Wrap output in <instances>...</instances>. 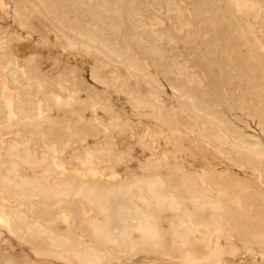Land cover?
I'll return each instance as SVG.
<instances>
[{"label": "rangeland", "instance_id": "1", "mask_svg": "<svg viewBox=\"0 0 264 264\" xmlns=\"http://www.w3.org/2000/svg\"><path fill=\"white\" fill-rule=\"evenodd\" d=\"M236 1L0 0V264L88 247L97 264H264V0ZM145 215L157 238L131 229Z\"/></svg>", "mask_w": 264, "mask_h": 264}, {"label": "bare ground", "instance_id": "2", "mask_svg": "<svg viewBox=\"0 0 264 264\" xmlns=\"http://www.w3.org/2000/svg\"><path fill=\"white\" fill-rule=\"evenodd\" d=\"M40 1H41V0H40ZM229 1L231 2V0H229ZM233 1H234V0H233ZM235 1H236V0H235ZM242 1L244 2V0H242ZM83 2H84V1H83ZM83 2H82V3H83ZM130 2H133V1H130ZM245 2H246V0H245ZM245 2H244V3H245ZM247 2H251V1H247ZM146 3H147V2H146ZM232 3H233V2H232ZM244 3H241V2H237V1H236V3H234V4H235V8H236V6H237V7H240V9L243 8V7L245 8V4H244ZM251 3H252V2H251ZM143 4H145V3H143ZM147 4H148V3H147ZM234 4H233V5H234ZM247 4H248V3H247ZM253 4H254V3H253ZM253 4H252V5H253ZM255 4H256V3H255ZM29 5H30V4H29ZM78 5H79V4H78ZM126 5H127V4H126ZM141 5H142V4H141ZM129 6H130V5H129ZM129 6H128V8H129ZM135 6H136V5H135ZM250 6H251V5H250ZM253 6H254V5H253ZM130 8H131V7H130ZM145 8H146V7H145ZM244 8H243V10H245ZM251 8H252V7H250V9H251ZM253 8H254V7H253ZM255 8H256V7H255ZM255 8H254V9H255ZM132 9H134V7H133ZM132 9H131V10H132ZM237 9H238V8H237ZM246 9H247V8H246ZM235 10H236V9H235ZM93 11H94V10H93ZM134 11L136 12V10H134ZM236 11H237V10H236ZM241 11H242V10H241ZM241 11H240V12H241ZM247 11H248V10H247ZM247 11H244V12L247 13ZM256 11H257V10H256ZM97 12H98V11H97ZM135 12H134V13H135ZM138 12H139V10H138ZM138 12H136V14H138ZM195 12H196V11H195ZM249 12H250V11H249ZM249 12H248V13H249ZM121 13H122V12H121ZM130 13H131V12H130ZM134 13H133V16L135 15ZM242 13H243V12H242ZM248 13H247V14H248ZM253 13H254V12H253ZM128 14H129V13H128ZM131 14H132V13H131ZM179 14H180V13H179ZM129 15H130V14H129ZM127 16H128V15H127ZM135 16H136V15H135ZM137 16H138V15H137ZM128 17H129V16H128ZM253 17H254V16H253ZM138 18H141V17H138ZM219 18H220V17H219ZM131 19H133V18H131ZM134 19H135V18H134ZM137 21H138V20H137ZM138 22H139V21H138ZM132 23H134V22H132ZM139 23H140V22H139ZM141 23H143V22H141ZM134 25H136V24H134ZM153 25H154V24H153ZM138 26H140L139 28H141V24L138 25ZM180 26H181V25H180ZM135 27H136V26H135ZM143 27H144V26H143ZM149 27H150V26H149ZM207 27H208V26H207ZM137 28H138V27H137ZM139 28H138V29H139ZM150 28H151V27H150ZM196 28H197V27H196ZM152 29H153V28H152ZM143 30H144V28H143ZM149 30H150V29H149ZM110 31H111V30H110ZM135 31H136V28H135ZM150 31H151V30H150ZM150 31H149V32H150ZM209 31H210V30H209ZM139 32L141 33L142 30L140 29ZM210 32H211V31H210ZM137 33H138V32H137ZM152 33H154V32H152ZM148 34H149V33H148ZM136 35H137V34H136ZM151 35H152V34H151ZM89 36H90V35H89ZM46 37H47V36H46ZM152 37H154V36H152ZM156 37H157V36H156ZM94 38H95V37H94ZM138 38H139V37H138ZM167 38H168V37H167ZM63 39H64V38H63ZM154 39H155V38H154ZM202 39H203V38H202ZM139 41H141V40H139ZM151 41H152V40H151ZM155 41H156V39H155ZM160 41H161V40H160ZM222 41H223V40H222ZM67 43H68V42H67ZM138 43H139V42H138ZM138 43H137V44H138ZM145 43H146V41H145ZM159 43H160V42H159ZM170 43H171V42H170ZM202 43H203V42H202ZM202 43H201V44H202ZM201 44H200V45H201ZM62 45H63V44H62ZM67 45H68V44H67ZM140 45H141V44H140ZM144 45H145V44H144ZM152 45H153V47H155V46H154V42H153ZM71 46H72V45H71ZM71 46H70V47H71ZM150 46H151V45H150ZM222 46H223V45H222ZM70 47H69V48H70ZM74 47H75V46H74ZM84 47H86V46H84ZM193 47H194V46H193ZM198 47H199V46H198ZM202 47H203V46H202ZM86 48H87V47H86ZM150 48H152V47H150ZM73 49H74V48H73ZM152 49H153V48H152ZM74 50H75V49H74ZM159 50H160V49H159ZM223 50H224V49H223ZM142 51H143V50H142ZM157 51H158V49H157ZM200 51H201V50H200ZM152 52H153V51H152ZM154 52H155V51H154ZM154 52H153V53H154ZM86 53H87V52H86ZM125 54H126V53H125ZM147 54H148V53H147ZM98 55H99V54H98ZM119 55H120V54H119ZM160 55H161V54H160ZM150 57H151V56H150ZM211 58H212V57H211ZM211 58H210V59H211ZM162 60H163V59H162ZM167 60H168V59H167ZM172 61H173V60H172ZM231 61H232V60H231ZM161 62H162V61H161ZM208 62H209V61H208ZM217 63H218V62H217ZM184 64H185V63H184ZM170 65H171V64H170ZM170 65H169V66H170ZM130 66H131V65H130ZM237 66H238V65H237ZM122 67H123V66H122ZM132 67H133V66H132ZM173 67H174V66H173ZM189 67H190V66H189ZM214 67H217V66H214ZM176 68H178V66H177ZM185 68H186V67H185ZM220 68H221V67H220ZM162 69H163V68H162ZM169 69H170V68H169ZM231 70H232V69H231ZM175 71H176V70H175ZM186 71H187V70H186ZM240 71H241V70H240ZM117 72H118V71H117ZM225 72H226V71H225ZM236 72H237V71H236ZM171 73H173V72H171ZM255 73H256V72H255ZM175 75H176V74H175ZM231 75H232V74H231ZM170 76H171V75H170ZM192 76H193V75H192ZM174 77H175V76H174ZM182 77H183V76H182ZM229 77H230V76H229ZM235 79H236V78H235ZM189 80H190V79H189ZM223 81H224V80H223ZM77 82H78V81H77ZM221 82H222V81H221ZM249 82H250V81H249ZM67 83H68V82H67ZM156 83H157V82H156ZM214 83H215V82H214ZM237 83H238V82H237ZM58 84H59V83H58ZM158 84H159V83H158ZM217 84H218V83H217ZM64 85H65V84H64ZM184 86H185V85H184ZM239 86H240V85H239ZM263 86H264V85H263ZM202 88H203V87H202ZM161 89H162V88H161ZM197 89H198V88H197ZM230 89H231V88H230ZM171 91H172V90H171ZM207 91H208V90H207ZM261 91H262V90H261ZM225 92H226V91H225ZM225 92H224V93H225ZM248 93H249V92H248ZM193 94H194V93H193ZM203 95H204V94H203ZM196 96H197V95H196ZM240 96H241V95H240ZM245 96H246V95H245ZM126 97H127V96H126ZM127 98H128V97H127ZM182 98H183V97H182ZM205 98H206V97H205ZM211 98H212V97H211ZM243 98H244V97H243ZM259 98H260V97H259ZM125 99H126V98H125ZM240 100H241V99H240ZM135 102H136V101H135ZM135 102H134V103H135ZM139 102H140V101H139ZM154 104H155V103H154ZM257 105H258V104H257ZM249 106H250V105H249ZM258 106H259V105H258ZM130 107H131V106H130ZM137 108H138V107H137ZM243 109H244V108H243ZM255 109H256V108H255ZM211 110H212V109H211ZM212 112H213V111H212ZM246 112H248V111H246ZM229 113H230V112H229ZM227 114H228V113H227ZM240 114H241V113H240ZM223 115H224V114H223ZM233 115H234V114H233ZM255 115H256V114H255ZM167 116H168V115H167ZM1 117H2V116H1ZM204 118H205V117H204ZM1 119H3V118H1ZM1 119H0V120H1ZM168 119H169V118H168ZM121 122H122V121H121ZM118 124H119V123H118ZM231 124H232V123H231ZM233 125H234V124H233ZM120 127H121V126H120ZM127 127H128V126H127ZM255 127H256V126H255ZM111 128H112V127H111ZM201 128H202V127H201ZM205 128H206V127H205ZM170 129H171V128H170ZM212 129H213V128H212ZM240 130H241V129H240ZM120 131H121V130H120ZM259 131H260V130H259ZM179 133H180V132H179ZM206 135H207V134H206ZM215 135H216V134H215ZM26 137H27V136H26ZM240 138H241V137H240ZM246 138H247V137H246ZM22 140H23V139H22ZM113 140H114V139H113ZM216 140H217V139H216ZM222 140H223V139H222ZM10 141H11V140H10ZM218 141H219V139H218ZM225 141H226V140H225ZM13 142L16 143L17 141H16V142L13 141ZM13 142H12V143H13ZM224 143H226V142H224ZM18 144H20V143H18ZM214 144H215V143H214ZM216 144H217V143H216ZM218 144H219V142H218ZM15 145H16V144H15ZM22 145H24V144H22ZM255 145H256V144H255ZM13 146H14V145H13ZM16 146H17V145H16ZM18 146H20V145H18ZM25 146H26V145H25ZM25 146H23V147H25ZM233 146H234V145H233ZM8 147H10V144H9ZM11 147H12V146H11ZM255 147H256V146H255ZM18 148H19V147H18ZM18 148H17V149H18ZM20 148H21V146H20ZM26 148H27V146H26ZM26 148H25V151H26ZM15 149H16V148H15ZM15 149H14L13 151H16V150H17V149L15 150ZM28 149H29V147H28ZM28 149H27V151H28ZM255 150H256V149H255ZM13 151H8V152L11 153V152H13ZM235 151H236V150H235ZM244 151H245V150H244ZM6 152H7V149L5 150V153H6ZM28 152H29V151H28ZM28 152H25V153L27 154ZM16 153H17V152H16ZM30 153H31V152H30ZM30 153H28L27 155H29ZM11 154H13V153H11ZM23 154H24V153H23ZM32 154H33V153H32ZM42 154H44V153H42ZM250 154H251V153H250ZM8 155H10V154H8ZM21 155H22V154H21ZM21 155H20V156H21ZM27 155H26L27 158H29V157L31 156V155H30V156L28 157ZM124 155H125V154H124ZM255 155H256V154H255ZM12 156H13V155H12ZM12 156H11V157H12ZM15 156H16V155H15ZM15 156H14V158H15ZM43 157H44V156H43ZM159 157H160V156H159ZM235 157H236V156H235ZM256 157H257V156H256ZM256 157H255V158H256ZM6 158H7V157H6ZM8 158H10V156H9ZM12 158H13V157H12ZM18 158H19V157H17V160H18ZM32 158H34V157H32ZM36 158H37V157H36ZM46 158H47V157H46ZM178 158H179V157H178ZM260 158H261V157H260ZM260 158H259V159H260ZM30 159H31V158H30ZM40 159H41V158H40ZM42 159H43V158H42ZM42 159H41V160H42ZM121 159H122V158H121ZM160 159H161V158H160ZM10 160H11V159H10ZM21 160H22V159H21ZM34 160H35V159H34ZM34 160H33V161H34ZM38 160H39V159H38ZM44 160H45V159H43L42 161H44ZM257 160H258V159H257ZM27 161H29V160H27ZM163 161H164V160H163ZM11 162H12V161H11ZM21 162H22V161H21ZM39 162H40V161H39ZM44 162H45V161H44ZM2 163H3V162H2ZM7 163H8V162H7ZM7 163H3V164L7 165ZM23 163H24V162H23ZM27 163H29V166L31 165L30 162H27ZM27 163H24V164L27 166ZM35 163H36V162H35ZM12 164L14 165L13 162H12ZM32 164H33V163H32ZM10 165H11V163H10ZM18 165H19V164H17V167H18ZM41 165H42V163H41ZM43 165H44V164H43ZM146 165H147V164H146ZM146 165H144V166H146ZM1 166H2V165H1ZM36 166H38V163H37ZM9 167H11V166H9ZM22 167H23V166H22ZM24 167H25V166H24ZM24 167H23V169H25ZM31 167H32V165H31ZM42 167H43V166H42ZM13 168H14V166H13ZM13 168H12V169H13ZM7 169H8V168H6V170H7ZM15 169H16V166H15L14 170H15ZM18 169H19V167H18ZM18 169H17V170H18ZM37 169H38V167H37ZM42 169H43V168H42ZM51 169H52V168H51ZM17 170H15V171H17ZM145 170H146V169H145ZM171 170H172V169H171ZM23 171H24V170H23ZM5 172H6V171H5ZM12 172H13V171H12ZM12 172H11V173H12ZM18 172H19V170H18ZM18 172H17V173H18ZM29 172H30V171H29ZM17 173H16V175H17ZM19 173H20V172H19ZM7 174H9L8 171H7ZM23 174H24V173H23ZM23 174H21V176H22ZM253 174H254V173H253ZM13 175H14V174H12V177H13ZM25 175H26V174H25ZM69 175H70V174H69ZM6 176H7V175H6ZM9 176H11V175L9 174ZM14 176H15V175H14ZM18 176H19V175H17V177H18ZM157 176H158V175H157ZM2 177H3V176H2ZM24 177H25V176H24ZM24 177H23V178H24ZM146 177H147V176H146ZM4 178H5V176H4ZM4 178H3V179H4ZM6 178H7V177H6ZM6 178H5V179H6ZM13 178H14V177H13ZM13 178H12V179L10 178V179H11V183H12V184L14 183V185H15V184H16V183H15L16 181L13 182V181H12ZM25 178H26V177H25ZM25 178H24V179H25ZM147 178L150 179L149 177H147ZM155 178H156V177H155ZM155 178H154V179H155ZM196 178H197V177H196ZM10 179H8V181H9ZM24 179H22V181H23ZM30 179H31V178H30ZM139 179H140V178H139ZM139 179H137V181H138ZM143 179H144V178H143ZM143 179H142V181H140V180H141V179H140V180L138 181L139 183H138V182H135V181L132 180V181H131L132 183L129 184L130 186H124L123 188H125V189L122 188L123 191L125 190V192H127V193H129V194L137 195V194L139 193L140 188H142V186H143V181H144ZM148 179H147V181H148ZM151 179H152V178H151ZM158 179H159V178H158ZM1 180H2V179H0V181H1ZM14 180H16V179L14 178ZM19 180L21 181V178H19ZM32 180H34V179H32ZM32 180H30V181H32ZM47 180H48V178L45 179L44 181H47ZM194 180H195V179H194ZM2 181H3V180H2ZM6 181H7V180H5V183H6ZM25 181H26V179H25ZM25 181H24V182H25ZM147 181H145V182H147ZM149 181H150V180H149ZM152 181H153V180H152ZM152 181H151V182H152ZM198 181H199V180H198ZM9 182H10V181H9ZM24 182H23V183H24ZM28 182H29V181H28ZM41 182H43V180H42ZM74 182H75V181H74ZM125 182H126V180H125ZM133 182H134V183H133ZM140 182H141V183H140ZM156 182H159V181L156 180ZM2 183H3V182H2ZM2 183H1V184H2ZM5 183H4V184H5ZM30 183H31V182H30ZM34 183H35V182H34ZM46 183H48V182H45V184H46ZM75 183H76V182H75ZM75 183H74V184H75ZM82 183H83V182H82ZM122 183H124V182H122ZM129 183H130V182H129ZM149 183H150V182H148V184H149ZM195 183H196V182H195ZM9 184H10V183H9ZM18 184H19V183H17V185H18ZM21 184H22V183H21ZM40 184H41V183H40ZM42 184H43V183H42ZM80 184H81V183H80ZM148 184H146L145 187H148L149 191L152 193V191H153V190H152V189H153V188H152V184H153V183H152L151 185H148ZM154 184H155V182H154ZM156 184H157V183H156ZM2 185H3V184H2ZM6 185H7V184H6ZM14 185H13V187H14ZM17 185H15V187H16ZM22 185H23V184H22ZM25 185H26V182H25L24 186H25ZM29 185H30V187H31L32 184H29ZM33 185H34V184H33ZM33 185H32V186H33ZM43 185H44V184H43ZM83 185H84V184H83ZM157 185H158V184H157ZM160 185H161V184H160ZM0 186H1V185H0ZM9 186H10V185H9ZM24 186H21L22 188H21V189L19 188V189H20V190H23V189H24V188H23ZM34 186H35V185H34ZM34 186H33V188H34ZM48 186H49V185H48ZM78 186L80 187V185H78ZM84 186H85V185H84ZM84 186H83V187H84ZM87 186H88V185H87ZM121 186H123V185H121ZM153 186H154V185H153ZM158 186H159V185H158ZM158 186H157V187H158ZM5 187H6V186L4 185V188H5ZM11 187H12V186H11ZM13 187H12V188H13ZM18 187H19V186H17V190H19ZM30 187H29V188H30ZM36 187H37V186H36ZM40 187H41V186H40ZM49 187H52V186H49ZM49 187H48V190L50 189ZM76 187H77V186H76ZM94 187H95V186H94ZM94 187H93V188H94ZM154 187H155V186H154ZM7 188H8V186H7ZM27 188H28V186H27ZM81 188H82V186H81ZM84 188H85V193L83 192L84 197H85L90 203H92L93 205L97 204V203H98V197H100V195L97 196V194L94 192L95 190H93V189H87V191H86V186H85ZM87 188H88V187H87ZM91 188H92V187H91ZM120 188H121V187H119L118 189H120ZM10 189H11V188H10ZM14 189H15V188H14ZM36 189H40V188H35V190H36ZM46 189H47V187H46ZM78 189H79V188H78ZM78 189H77V190H78ZM94 189H95V188H94ZM111 189H112V188H111ZM113 189H114V188H113ZM113 189H112V191H113ZM116 189H117V187H116ZM116 189H115V191H116ZM207 189H208V188H207ZM4 190H5V189H4ZM15 190H16V189H15ZM17 190H16V191H17ZM31 190H32V188L30 189V191H31ZM62 190H63V189H62ZM67 190H68V188H67ZM80 190H81V191H80ZM108 190H109V189H108ZM145 190H146V189H145ZM154 190H155V189H154ZM157 190H158V189H157ZM2 191H3V190H2ZM32 191H34V190H32ZM36 191H37V190H36ZM41 191H42V190H41ZM46 191H47V190H46ZM49 191L51 192V189H50ZM55 191H57V190H55ZM79 191H80V193H81V192H82V189H79ZM96 191H97V190H96ZM106 191H107V190H106ZM106 191H105V192L103 191V193H106ZM110 191H111V190H110ZM123 191H122V193H123ZM208 191H209V190H208ZM6 192H9V189H8V191H6ZM10 192H12V190H11ZM20 192H22V191H20ZM20 192H17L18 195H19ZM38 192H39V190H38ZM38 192H37V194H38ZM42 192H43V191H42ZM70 192H71V190H70ZM101 192H102V191H101ZM107 192H108V191H107ZM116 192H117V191H116ZM146 192H147V191H146ZM153 192H154V191H153ZM17 193H16V194H17ZM24 193H25V192H24ZM31 193H32V192H31ZM31 193H30V194H31ZM47 193H48V191H47ZM52 193H55V192H52ZM56 193H57V192H56ZM72 193H73V192H72ZM112 193H115V192H112ZM112 193L110 192L111 195H112ZM148 193H149V192H148ZM159 193H160V192H159V190H158V194H159ZM16 194H14V195L16 196ZM21 194H22V193H21ZM28 194H29V193H28ZM42 194H43V193H42ZM42 194H41V195H42ZM44 194H46V193L44 192ZM44 194H43L42 196H44V198L47 197V196H45ZM49 194H50V193H49ZM116 194H117V193H116ZM154 194H155V193H154ZM156 194H157V193H156ZM14 195H13V193H12V197H13ZM22 195H23V194H22ZM22 195H21V196H22ZM25 195H26V194H25ZM32 195H33V194H32ZM32 195H31V196H32ZM34 195H35V194H34ZM34 195H33L32 197H34ZM41 195H40V196H41ZM47 195H48V194H47ZM60 195H61V194H60ZM103 195H104V194H102V196H103ZM114 195H115V194H114ZM133 195H132V196H133ZM144 195H145V194H144ZM146 195H147V194H146ZM146 195H145V196H146ZM150 195H151V194H150ZM150 195H149V196H150ZM26 196H28V195H26ZM38 196H39V195H38ZM49 196H50V195H49ZM61 196H63V195H61ZM61 196H60V197H61ZM105 196H106V195H105ZM105 196H104V197H105ZM121 196H123V195H121ZM139 196H140V195H139ZM151 196H152V195H151ZM201 196H202V195H201ZM10 197H11V196H10ZM16 197L18 198L19 196H16ZM32 197H31V198H32ZM54 197H55V196H54ZM84 197H83V198H84ZM108 197H109V196H108ZM108 197H107V198H108ZM136 197H137V196H136ZM136 197H135V198H136ZM146 197H148V196H146ZM146 197H145V199L148 200V203H149V201H151V203H152V202H155V201H152V200H150V199H148V198H146ZM155 197H156V196H154V198H155ZM157 197H159V195H158ZM161 197H162V196H161ZM52 198H53V197H52ZM107 198H105V199H107ZM138 198H139V197H138ZM138 198H136V199H138ZM171 198H172V197H171ZM202 198H203V197H202ZM14 199H15V198H14ZM39 199H40V198H39ZM39 199H38V200H39ZM99 199H100V198H99ZM136 199H135V200H136ZM139 199L141 200L142 198H139ZM139 199H138V200H139ZM163 199H164V197H163ZM163 199H162V200H163ZM215 199H216V198H215ZM101 200L104 201V198L101 199ZM122 200H123L124 202H125L126 200H128V195H126L125 197H123ZM140 200H139V202H141ZM160 200H161V199H160ZM167 200H170V197H168ZM204 200H205V199H204ZM30 201H31V200H30ZM129 201H131V199H130ZM136 201H137V200H136ZM142 201H143V200H142ZM163 201H164V200H163ZM176 201H177V200H176ZM16 202H17V201H16ZM101 202H102V201H101ZM109 202H110V201H109ZM145 202H146V201H145ZM145 202H144V203H145ZM172 202H173V200H172ZM86 203H87V201H86ZM107 203H108V202H107ZM121 203H122V202H121ZM121 203H120V204H121ZM137 203H138V201H137ZM158 203H159V201H158ZM163 203H164V202H163ZM174 203H176V202H174ZM174 203H173V204H174ZM211 203H212V201H211ZM18 204H19V203H18ZM92 204H91V207H92ZM98 204H99V203H98ZM98 204H97V205H98ZM138 204H139V203H138ZM161 204H162V202H161ZM168 204H169V203H168ZM173 204H172V205L169 204V205H171V207H172ZM206 204H207V202H206ZM213 204H215V203H213ZM88 205H89V203H88ZM97 205H95V207H96ZM105 205H106V202H105ZM109 205H110V204H109ZM126 205H127V204H126ZM144 205L147 206V204H144ZM157 205H158V204H156V206H157ZM162 205H163V204H162ZM210 205H211V204H210ZM224 205H225V204H224ZM121 206H122V205H121ZM150 206H152V205L150 204ZM154 206H155V205H154ZM212 206H213V205H212ZM220 206H221V205H220ZM228 206H229V205H228ZM230 206H231V205H230ZM4 207H5V206H4ZM20 207H21V206H20ZM91 207H90V208H91ZM95 207H92V208H95ZM100 207H101V206H100ZM102 207H103V206H102ZM108 207H109V206H108ZM122 207H123V206H122ZM136 207H137V205L135 206V209H136ZM140 207H141V205H140ZM147 207H148V206H147ZM157 207H158V206H157ZM157 207H156V208H157ZM159 207H160V204H159ZM216 207L218 208V206H216ZM17 208H18V206H17ZM97 208H99V205H98ZM97 208H96V209H97ZM173 208H174V207H173ZM206 208H207V207H206ZM210 208H211V207H210ZM99 209H100V208H99ZM108 209H109V208H108ZM112 209H113V206H112ZM114 209H115V208H114ZM137 209H138V208H137ZM137 209H136V210H137ZM149 209H150V208H149ZM168 209H169V208H168ZM208 209H209V208H207V210H208ZM220 209H221V208H220ZM220 209H219V210H220ZM16 210H17V209H16ZM97 210H98V209H97ZM115 210H116V209H115ZM115 210H114V211H115ZM210 210H211V209H210ZM213 210H214V209H213ZM217 210H218V209H217ZM233 210H234V209H233ZM134 211H135V210H134ZM10 212H12V211H10ZM95 212H96V211H95ZM101 212L105 213V211H101ZM101 212H99V213L101 214ZM136 212H139V211L137 210ZM214 212H215V211H214ZM220 212H221V211H220ZM140 213H142V212L140 211ZM140 213H139V215H140ZM218 213H219V212H218ZM19 214H20V213H19ZM21 214H22V213H21ZM24 214H25V213H24ZM24 214H22V215H24ZM100 214H99V215H100ZM113 214H115V213H113ZM113 214H112V215H113ZM11 215H14V214H11ZM15 215H16V214H15ZM22 215H20V216H22ZM101 215H102V214H101ZM142 215H143V214H142ZM146 215H147V214H146ZM146 215L144 216V218L146 217ZM225 215H226V214H225ZM18 216H19V215H18ZM18 216H15V217H16V220H17ZM20 216H19V217H20ZM112 217H113V216H112ZM142 217H143V216H141V219H142ZM147 217L150 218L151 216H147ZM25 218H27V216H26V217L23 216V219H24V220L22 219L23 222L25 221ZM95 218H96V217H95ZM104 218H105V217H104ZM104 218H103V219H104ZM119 218H120V217H119ZM151 218H152V217H151ZM18 219H19V218H18ZM28 219H29V218H28ZM26 220H27V219H26ZM107 220H108V219H107ZM137 220H138V219H137ZM217 220H218V219H217ZM28 221H29V220H28ZM94 221H97V220L95 219ZM104 221H105V219H104ZM114 221H115V220H114ZM142 221H143V220H142ZM149 221L151 222V220H149ZM17 222H18V221H17ZM35 222H36V221H35ZM100 222H101V221H100ZM134 222H135L134 228H131V229H132V230H133V229H136L137 231H139V233H140L144 238L154 239V238L157 236V232H158V231L156 232V230H158V228H156V230H155V229H154L155 227L153 228L152 224H150V223L148 222V220H146V218L144 219L143 222H141V221H139V220H138V221H134ZM18 223H19V222H18ZM21 223H22V222H21ZM103 223H104V222H103ZM123 223H127V221H126V222H123ZM123 223H122V224H123ZM131 223H132V221H131ZM37 224H38V223H37ZM91 224H92L91 228H92V232H93L92 234L97 235V236H95V238H96V237H98V234H101L102 229H101V227H100V225H99L98 222H93V223H91ZM127 224H128V223H127ZM156 224H157V223H156ZM24 225H25V223H24ZM28 225H30V223H28ZM33 225H34V224H33ZM35 225H36V224H35ZM117 225H118V224H117ZM31 226H32V224H31ZM31 226H30V228L32 229L33 226H32V227H31ZM104 226H106V225H104ZM112 226H113V225H112ZM37 227H38V226H37ZM40 227H41V226H40ZM124 227H125V226H124ZM124 227H123V228H124ZM132 227H133V226H132ZM0 228H2V227H0ZM28 228H29V227H28ZM109 228H110V226H109ZM113 228H114V227H113ZM127 228H128V226H127ZM38 229H39V228H38ZM110 229H111V228H110ZM124 229H125V228H124ZM124 229H123V230H120L122 236L127 235V233H128L127 230H128L129 228L126 229V232H127L126 234H125V230H124ZM26 230H27V229H26ZM36 230H37V229H36V227H35V231H36ZM41 230H42V229H41ZM129 230H130V229H129ZM132 230H131V231H132ZM29 231H30V230H29ZM33 231H34V229H33ZM106 231H107V230H106ZM115 231H116V230H114V232H115ZM131 231H130V232H131ZM218 231H219V230H218ZM27 232H28V231H27ZM27 232H26V233H27ZM30 232H32V231H30ZM42 232H43V231H42ZM44 232H45V229H44ZM46 232H47V231H46ZM111 232H112V230H111ZM114 232H113V234H114ZM135 232H136V231H135ZM33 233H34V232H33ZM35 233H36V232H35ZM40 233H41V231H40ZM49 233H51V232H49ZM90 233H91V230H90ZM104 233H105V232H104ZM133 233H134V232H133ZM209 233H210V232H209ZM7 234H8V233H7ZM29 234H30V233H29ZM31 234H32V233H31ZM92 234L90 235L91 237L93 236ZM102 234H103V233H102ZM106 234H108V233L106 232ZM205 234H206V233H205ZM37 235H38V233H37ZM45 235H48V233L45 234ZM51 235L53 236V234H51ZM104 235H105V234H103L102 236H104ZM118 235H119V233H118ZM118 235H117V236H118ZM208 235H209V234H208ZM217 235H218V232H217ZM109 236H111V235H109ZM115 236H116V235H115ZM120 236H121V235H120ZM127 236H128V235H127ZM129 236H131V235H129ZM129 236H128V237H129ZM138 236H139V235H138ZM205 236H206V235H205ZM209 236H210V235H209ZM60 237H61V236H60ZM104 237H107V236H104ZM112 237H113V236H111L110 238H112ZM47 238H48V237H47ZM58 238H59V237H58ZM58 238H57V239H58ZM93 238H94V237H93ZM108 238H109V237H108ZM123 238L126 239L125 236H124ZM123 238H122V240H120V241L123 242V240H124ZM156 238H157V237H156ZM52 239H54V238H52ZM52 239H51V241H52ZM61 239H62V238H61ZM101 239H102V238H101ZM101 239H98L97 242L100 241ZM118 239H120L119 236H118ZM130 239H132V238H130ZM158 239H159V241H160L161 238L158 237ZM55 240H56V239H55ZM55 240H54V241H55ZM94 240H95V239H94ZM103 240H104V238H103ZM103 240H101V243L104 242ZM113 240H114V239H113ZM116 240H117V239H116ZM128 240H129V238H128ZM136 240H137V239H136ZM143 240H144V239H143ZM156 240H157V239H156ZM207 240H208V239H207ZM51 241H50V239H49V242H51ZM58 241H59V240H58ZM58 241H57V242H58ZM63 241H64V240H62V242H63ZM66 241H67V240H66ZM118 241H119V240H118ZM141 241H142V240H141ZM149 241H150V240H149ZM157 241H158V240H157ZM19 242H20V241H19ZM64 242H65V241H64ZM115 242H117V241H115ZM143 242H144V241H143ZM224 242H225V241H224ZM52 243H53V241H52ZM52 243H51V244H52ZM106 243H107V242H106ZM112 243H114V242H112ZM125 243H126V240H125ZM145 243H146V242H145ZM156 243H158V242H156ZM160 243H161V242H160ZM53 244H54V243H53ZM70 244H71V243H70ZM82 244H83V243H82ZM117 244H118V242H117ZM122 244H123V243H122ZM151 244H152V243H151ZM154 244H155V242H154ZM105 245H106V244H105ZM111 245H112V244H111ZM136 245H137V244H136ZM53 246H54V245H53ZM55 246H58V245L55 244ZM123 246H124V244H123ZM255 246H256V245H255ZM260 246H261V245H260ZM50 247H51V246H50ZM130 247H133V246L130 245ZM51 248H52V247H51ZM54 248H55V247H54ZM84 248H85V247H84ZM84 248H83V250H84ZM89 248H90V247H88V249L86 248V250L89 251ZM154 249H155V248H154ZM113 250H114V249H113ZM81 251H82V250H81ZM84 251H85V250H84ZM84 251H82V252L84 253ZM88 251H86V255H88V254H87ZM90 251H91V252H88V253H93L91 249H90ZM95 251H96V250H95ZM122 251H123V250H122ZM61 252H62V251H61ZM82 252H77V251H76V253H78V255H79V253L83 254ZM214 252H215V250H214ZM70 254H71V253H70ZM102 254H103V253H102ZM212 254H213V253H212ZM74 255H75V254H73V256H74ZM83 255H84V254H83ZM83 255H82L81 257H80V256H78V257H80V259H81L85 264H97V263H100V261L102 260V258H101V260H100L99 257H98V258L93 257L92 254H91V255H92L91 257H90V256H86V255L83 256ZM95 255H98V256H99L98 252H97ZM102 256H103V255H102ZM104 256H105V255H104ZM96 257H97V256H96ZM67 258H68V257H67ZM64 259H65V258H64ZM74 259H75V257H74ZM77 259H78V258H77ZM77 259H75V260H77ZM97 259H99L100 261L97 262ZM118 259H119V258H118ZM79 261H80V260H79ZM65 262H66V261H65ZM196 262H197V261H196ZM84 263H83V264H84ZM81 264H82V263H81Z\"/></svg>", "mask_w": 264, "mask_h": 264}]
</instances>
